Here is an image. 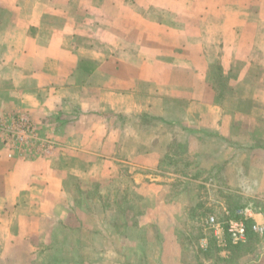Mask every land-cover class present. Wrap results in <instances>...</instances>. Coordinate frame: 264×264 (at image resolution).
Returning a JSON list of instances; mask_svg holds the SVG:
<instances>
[{
    "label": "crops",
    "instance_id": "1",
    "mask_svg": "<svg viewBox=\"0 0 264 264\" xmlns=\"http://www.w3.org/2000/svg\"><path fill=\"white\" fill-rule=\"evenodd\" d=\"M19 118L49 153L9 146ZM183 156L242 201L207 224L251 210L239 245L211 229L219 247L262 236L223 264H264V0H0V264H114L86 261L75 190L110 183L143 202L137 238L164 235L158 264H197L177 234Z\"/></svg>",
    "mask_w": 264,
    "mask_h": 264
},
{
    "label": "rangeland",
    "instance_id": "2",
    "mask_svg": "<svg viewBox=\"0 0 264 264\" xmlns=\"http://www.w3.org/2000/svg\"><path fill=\"white\" fill-rule=\"evenodd\" d=\"M179 158H181L180 161L177 160L170 166L173 171L189 178L173 183L175 185V202L182 206L181 209L184 207L178 218L177 234L185 255L194 257L197 264H206L207 262L223 264L224 261H227V258L221 256L225 250L228 254L231 253L241 258L254 248L257 249L258 245L262 243V236L258 234H251L250 241L245 245L235 247L227 242L222 247L224 249L219 247L214 232L209 228L206 219L212 214L220 215L222 213L219 202L234 208L239 207L242 201L237 200V197L224 196L221 193L217 173H202L198 170L196 172L195 167H191L188 162L189 157ZM75 190L79 191L81 195L79 200L81 208L84 211H89L85 219L89 225L94 223L92 227L97 230L87 228L81 234L85 248H87V250L84 249L87 262L99 258H105L103 262L114 264L121 261L125 264L161 262L160 256L165 251V245L164 235L160 233L159 229L156 228L155 234H153L150 228H146L145 231L139 232L138 235L141 237L137 238V231H133L127 224V220L137 222L138 217L142 214L144 205L140 199L136 196L129 198L120 183L95 184L91 190L85 193L78 186H75ZM93 203L95 205H92ZM257 203L264 205L261 201H257ZM105 206H113L114 211L109 209V211L101 213L100 209ZM107 219H110V223ZM91 243L92 246H95L92 247L93 249ZM70 248L71 245L58 246L55 244L53 250L55 255L59 254L62 257L67 256ZM55 258L57 259L56 256ZM51 261L48 260L46 264H52ZM227 262L231 263L232 261Z\"/></svg>",
    "mask_w": 264,
    "mask_h": 264
},
{
    "label": "built area",
    "instance_id": "3",
    "mask_svg": "<svg viewBox=\"0 0 264 264\" xmlns=\"http://www.w3.org/2000/svg\"><path fill=\"white\" fill-rule=\"evenodd\" d=\"M7 142L13 149L17 151L33 150L36 154L39 151L49 153L52 148V143L47 140L40 139L37 133V126L25 118H19L14 121L13 125L5 127ZM40 143V147H34ZM252 217L250 209L239 210L236 212L235 218L232 217L226 223L218 222L214 217L209 219V228L216 231L217 235L224 239L227 237L234 245H239L247 240L248 237V223L247 221ZM258 231L257 227L253 228Z\"/></svg>",
    "mask_w": 264,
    "mask_h": 264
}]
</instances>
